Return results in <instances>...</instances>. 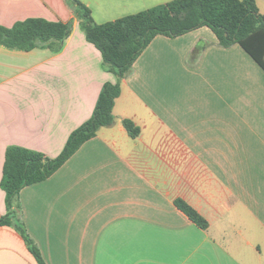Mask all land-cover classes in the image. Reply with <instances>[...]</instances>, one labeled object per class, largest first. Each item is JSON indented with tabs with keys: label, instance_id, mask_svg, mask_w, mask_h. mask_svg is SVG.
<instances>
[{
	"label": "crops",
	"instance_id": "1",
	"mask_svg": "<svg viewBox=\"0 0 264 264\" xmlns=\"http://www.w3.org/2000/svg\"><path fill=\"white\" fill-rule=\"evenodd\" d=\"M78 1L100 25L172 0ZM256 6L264 14V0ZM30 18L72 30L58 51L0 45V180L7 147L57 157L116 82L66 0H0V26ZM113 114L16 198L15 222L45 264H264V71L241 47H220L206 27L156 36L121 80ZM0 264H37L13 226H0Z\"/></svg>",
	"mask_w": 264,
	"mask_h": 264
},
{
	"label": "trees",
	"instance_id": "2",
	"mask_svg": "<svg viewBox=\"0 0 264 264\" xmlns=\"http://www.w3.org/2000/svg\"><path fill=\"white\" fill-rule=\"evenodd\" d=\"M78 27L88 43L101 54L102 68L116 77L115 83L103 84L90 118L68 137L55 158L18 146L5 150L0 188L5 195L6 213L0 226H13L21 235L37 264H45L24 227L15 222V202L19 192L50 178L85 142L101 129L115 123L113 105L119 96L120 82L131 73L135 60L156 36L177 38L206 27L222 48L241 47L264 71V14L256 0H172L151 9L104 24L93 21L90 10L78 0H66ZM72 21L49 22L30 18L11 28L0 26V45L9 50L28 52L37 48L58 51L71 34ZM123 126L131 136L138 130L129 121ZM177 209L201 229L207 223L180 200Z\"/></svg>",
	"mask_w": 264,
	"mask_h": 264
}]
</instances>
